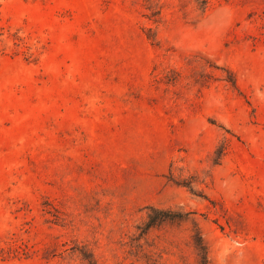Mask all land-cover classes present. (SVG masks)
Wrapping results in <instances>:
<instances>
[{
  "label": "rangeland",
  "instance_id": "374dc122",
  "mask_svg": "<svg viewBox=\"0 0 264 264\" xmlns=\"http://www.w3.org/2000/svg\"><path fill=\"white\" fill-rule=\"evenodd\" d=\"M149 205L264 264V0H0V264H194Z\"/></svg>",
  "mask_w": 264,
  "mask_h": 264
},
{
  "label": "trees",
  "instance_id": "16d2710c",
  "mask_svg": "<svg viewBox=\"0 0 264 264\" xmlns=\"http://www.w3.org/2000/svg\"><path fill=\"white\" fill-rule=\"evenodd\" d=\"M203 10H208L213 5V0H196ZM150 6V5H148ZM153 6V4L151 5ZM160 9L153 7L152 15H159ZM160 16V15H159ZM158 19V18H157ZM195 211L186 210L182 207H159L155 205L148 206L147 218L138 226L137 239L147 238L156 230L167 228L168 226H182L185 223H192L190 232V243L194 248V264H213L209 245L206 241L203 229L194 217ZM84 257L90 261V264H97V260L92 254L84 251ZM155 263V262H154ZM150 264V262H148ZM162 264V263H157Z\"/></svg>",
  "mask_w": 264,
  "mask_h": 264
}]
</instances>
